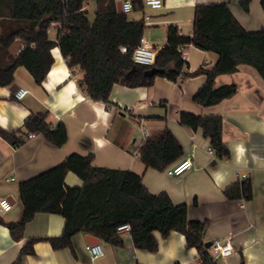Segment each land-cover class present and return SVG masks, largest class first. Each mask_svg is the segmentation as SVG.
I'll return each mask as SVG.
<instances>
[{
  "label": "crops",
  "instance_id": "1",
  "mask_svg": "<svg viewBox=\"0 0 264 264\" xmlns=\"http://www.w3.org/2000/svg\"><path fill=\"white\" fill-rule=\"evenodd\" d=\"M227 1L232 14L247 30L264 26V0H250L245 11L239 0H163L162 6L143 5L127 13L130 19H142V37L158 50L166 44L167 26H177L180 34L192 32L194 7L200 2ZM90 15L94 1L86 4ZM59 25L52 23L48 37L55 41ZM22 42L11 48L16 54ZM54 61L40 84L34 82L26 68L14 72L10 85L0 86V127L21 128L32 111L47 110L52 124L62 121L67 139L61 146L47 141L41 134H31L19 146L0 136V197L12 206L0 211L5 221L17 220L22 213L18 184L61 162L72 152L93 154L92 164L99 167L130 169L141 176L152 193L166 192L173 203L187 205L190 220H208L204 241L229 237L232 250L217 256L216 264H264V80L251 65L240 63L235 72L219 74L215 86L233 83L236 91L216 104L204 106L193 99L203 84L205 74L197 73L173 81L157 76L150 86H127L114 83L110 103L90 98L77 80L82 77L78 66L70 69L58 46L51 49ZM184 69L200 66L212 68L217 61L213 51L193 44L185 46ZM15 85L17 87H15ZM26 89L21 98L13 92ZM12 89V90H11ZM181 111L194 114H219L222 117V139L229 150L226 158L208 152L209 139L202 129H192L179 122ZM168 128L180 142L183 154L191 155L192 167L179 175L164 169L147 167L137 150L149 136L161 137ZM249 177L252 198L228 199L224 188ZM64 182L79 186L82 180L68 171ZM64 218L58 213L37 212L24 227L22 237L14 240L6 225L0 224V264H191L199 261L194 247H186L182 233L171 231L161 237L154 231L158 247L154 251L134 246L130 234H119L122 243L114 244L85 232H78L68 247L54 249L46 240L34 243V253L19 257L27 238L61 233ZM88 235L96 237L102 253L93 257L87 249ZM210 249V248H209Z\"/></svg>",
  "mask_w": 264,
  "mask_h": 264
},
{
  "label": "trees",
  "instance_id": "2",
  "mask_svg": "<svg viewBox=\"0 0 264 264\" xmlns=\"http://www.w3.org/2000/svg\"><path fill=\"white\" fill-rule=\"evenodd\" d=\"M90 1H94L92 15L86 8ZM140 1L133 0V8L142 7ZM239 3L248 10L250 0ZM52 23L59 25L55 41L48 37ZM144 27L142 19H130L126 12L118 10L116 0H0V86L10 85L20 66L40 84L54 61L51 53L54 46H58L70 69L78 66L82 71L78 86L90 98L105 103L111 102L109 95L114 83L150 86L157 76L179 81L180 77L203 73L205 80L193 99L204 106L213 105L236 91L233 83L215 86L216 76L235 72L240 63L254 67L264 80V26L258 30L245 29L227 1L197 3L189 35L180 34L175 25H168L166 44L157 50L151 65L136 63L132 58ZM16 40L22 42V47L14 54L11 48ZM179 44H193L215 52L218 56L215 65L185 70V59L177 50ZM48 117L47 110L32 111L21 128L9 131L0 127V136L19 146L29 135L41 134L50 143L61 146L67 139L66 126L62 121L52 124ZM179 122L192 129L201 128L216 156L228 157L219 114L181 111ZM137 153L147 167L164 169L180 159L183 148L165 128L161 137H147ZM92 159V153L72 152L56 165L19 182L21 216L5 221L0 215V224L7 226L14 240L22 237L26 223L37 212L58 213L63 216L64 225L58 235L27 238L18 258L33 254L34 243L39 240L48 241L54 249L68 247L75 253L72 239L78 232L121 244L117 227L129 223V234L137 248L154 251L158 247L154 231L164 238L175 230L183 234L185 246L194 247L198 253L199 261L191 264H216L204 241L208 220L188 219L185 203H173L164 191L150 192L138 173L94 166ZM68 171L79 176L82 184L67 185L64 177ZM223 193L228 199L252 198L250 178L230 183ZM240 264H244L242 256Z\"/></svg>",
  "mask_w": 264,
  "mask_h": 264
},
{
  "label": "built area",
  "instance_id": "3",
  "mask_svg": "<svg viewBox=\"0 0 264 264\" xmlns=\"http://www.w3.org/2000/svg\"><path fill=\"white\" fill-rule=\"evenodd\" d=\"M121 1V11L130 12L133 9V0H120ZM143 5L150 6L151 8H158L162 6L163 0H142ZM185 46L186 44H179L177 50L181 55L182 59H185ZM124 49V48H122ZM157 50L151 45V43L145 38L141 37L139 44L134 48L132 58L136 63L151 65L155 61ZM182 78L180 77L179 80ZM26 92V89L19 87L13 92L15 98H21ZM208 152H212V148H207ZM192 155V154H191ZM191 155L182 157L177 161L171 163L165 168V171L169 175H179L185 170L192 167ZM12 204L7 197H0V211H8ZM130 224L124 223L117 227L118 234H129ZM210 251L212 255L216 258L217 256H227L231 253L232 246L230 238L215 239L211 242ZM87 249L93 257H96L102 253V248L99 243L93 245H87Z\"/></svg>",
  "mask_w": 264,
  "mask_h": 264
},
{
  "label": "water",
  "instance_id": "4",
  "mask_svg": "<svg viewBox=\"0 0 264 264\" xmlns=\"http://www.w3.org/2000/svg\"><path fill=\"white\" fill-rule=\"evenodd\" d=\"M116 7H117L118 10H121V1L120 0H116ZM15 87H17V86L15 85ZM86 242H87V244L95 243V242L98 243L99 240L96 237L88 235V237L86 238ZM205 246L209 247L210 243L209 242H205Z\"/></svg>",
  "mask_w": 264,
  "mask_h": 264
}]
</instances>
